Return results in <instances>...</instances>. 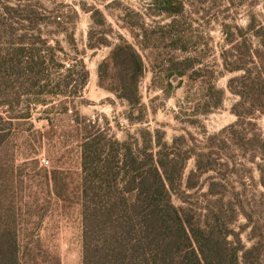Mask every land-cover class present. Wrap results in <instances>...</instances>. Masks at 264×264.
I'll list each match as a JSON object with an SVG mask.
<instances>
[{
	"label": "trees",
	"instance_id": "trees-1",
	"mask_svg": "<svg viewBox=\"0 0 264 264\" xmlns=\"http://www.w3.org/2000/svg\"><path fill=\"white\" fill-rule=\"evenodd\" d=\"M33 1L15 0L0 8V264L25 262L15 167L5 156L20 125L33 119L38 108L49 116L52 127L50 113L67 115L64 137L80 147L83 264H262V241L248 247L234 228L240 212H245L241 192L230 191L240 159L224 151L234 147L255 163L264 188V135L254 121L264 115V15L250 14L246 26L222 23L223 70L217 71L205 64L199 51H215L214 37L201 30L195 17L211 21L210 0H151L145 12L113 1L123 6L124 20L144 49L173 53L154 65L153 81L160 82L167 96L183 90L180 107L190 124L223 107L227 89L217 81L234 74L227 87L239 97L231 109L237 120L201 146L193 134L169 141L165 130L147 127L139 137L129 134L121 140L108 119L102 123L83 114L77 99L91 72L83 58L71 59L60 41L52 45L44 37L47 8ZM82 7L91 12L96 27L108 26L103 10ZM56 17L61 25L64 15ZM93 35L91 31L90 39ZM68 41L76 45L75 29ZM103 44L112 49L98 64L99 85L127 102L129 121L143 122L148 108L141 93L148 71L143 54L124 37L116 44L100 39L90 47ZM40 134L51 136V130ZM193 158L195 166L187 173ZM175 196L181 204L175 203Z\"/></svg>",
	"mask_w": 264,
	"mask_h": 264
},
{
	"label": "rangeland",
	"instance_id": "rangeland-1",
	"mask_svg": "<svg viewBox=\"0 0 264 264\" xmlns=\"http://www.w3.org/2000/svg\"><path fill=\"white\" fill-rule=\"evenodd\" d=\"M37 1L47 8L43 11L48 16L46 24L42 26L44 37L52 45H57V41H60L71 59L83 58L93 73L83 96L77 99L79 109L92 119L99 118L102 123L108 119L112 132L119 139L125 140L129 134L139 137L142 128H160L166 131L169 141L175 136L193 134L202 146L208 136L218 134L237 120L231 109L239 97L227 87L228 80L234 75L232 73H226L217 81L218 86L227 89L223 107L201 116L196 125L190 124L182 113L180 101L183 90L178 89L172 96H167L160 82L153 81L155 66H159L163 58L173 53L160 49H144L124 20L123 11V6H127L145 12V4L151 0H118L123 6L113 2L114 0H34L33 3ZM1 3L13 4L15 0H0V8ZM107 3H111L108 9L105 7ZM82 5L87 8L96 6L103 10L108 26L96 27L91 12ZM207 5L214 7L211 21L203 19L201 15L195 17L199 19L197 24H200L201 30L214 37L211 45L215 51L208 47H202L199 51L203 54L205 64L222 71L219 46L225 37L222 23L231 21L246 26L252 13L262 18L264 0H233L232 4L228 0H210ZM59 14L64 15L61 25L56 23V16ZM224 15H228V19H222ZM147 21L152 23L149 18ZM74 29L75 46L68 41V35ZM91 31L94 33L93 39L89 36ZM121 37L140 50L148 65L147 74L141 83L143 101L148 107L143 122L129 121L127 102L117 98L98 83V64L109 55L112 46L103 44L91 48L90 44L100 39L116 44ZM75 47L79 49L78 52ZM60 55L67 58L64 53L60 52ZM177 55L185 54L178 52ZM49 115L54 119V127L47 121L49 116L42 108L36 110L33 119L24 121L20 125L19 135L10 141L5 156V162L15 167L17 187L14 196L21 223L24 264H83L80 147L76 142H67L64 137L69 117L55 116V112ZM254 121L264 135V115L256 117ZM47 130H51V136H41L40 132ZM224 154L240 159L237 171L231 176L230 191L241 192L245 201V212H240L234 228L241 232L248 247L259 241L264 244V188L260 185L257 165L242 156V152L234 147L224 151ZM257 161L261 159L257 158ZM194 166L193 158L188 164L187 173ZM206 192L208 188L205 186L201 191L203 201L207 199L204 197ZM174 201L176 204L182 203L177 196Z\"/></svg>",
	"mask_w": 264,
	"mask_h": 264
},
{
	"label": "water",
	"instance_id": "water-1",
	"mask_svg": "<svg viewBox=\"0 0 264 264\" xmlns=\"http://www.w3.org/2000/svg\"><path fill=\"white\" fill-rule=\"evenodd\" d=\"M179 79V77L178 76H175L174 78H173V81H176V80H178Z\"/></svg>",
	"mask_w": 264,
	"mask_h": 264
},
{
	"label": "bare ground",
	"instance_id": "bare-ground-1",
	"mask_svg": "<svg viewBox=\"0 0 264 264\" xmlns=\"http://www.w3.org/2000/svg\"><path fill=\"white\" fill-rule=\"evenodd\" d=\"M93 75V73H91V76Z\"/></svg>",
	"mask_w": 264,
	"mask_h": 264
}]
</instances>
